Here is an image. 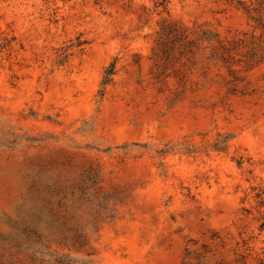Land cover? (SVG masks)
Returning a JSON list of instances; mask_svg holds the SVG:
<instances>
[{"label": "rangeland", "instance_id": "1", "mask_svg": "<svg viewBox=\"0 0 264 264\" xmlns=\"http://www.w3.org/2000/svg\"><path fill=\"white\" fill-rule=\"evenodd\" d=\"M238 1L0 0V264H264V61L158 51Z\"/></svg>", "mask_w": 264, "mask_h": 264}, {"label": "trees", "instance_id": "2", "mask_svg": "<svg viewBox=\"0 0 264 264\" xmlns=\"http://www.w3.org/2000/svg\"><path fill=\"white\" fill-rule=\"evenodd\" d=\"M168 0H157L158 6H164ZM237 8L245 11L249 17L255 21L252 33L243 32L233 38H224L205 25H193L188 28L180 24H167L162 28L158 41V51L162 56L176 58V55H194L199 50H209V58L227 69L231 79L227 80L231 90H238V82L244 78L240 72L249 70L264 61V0H252L245 4L238 1ZM259 30V34L254 32ZM112 62L106 71L103 85L111 81L114 74ZM234 66H241L236 69Z\"/></svg>", "mask_w": 264, "mask_h": 264}]
</instances>
